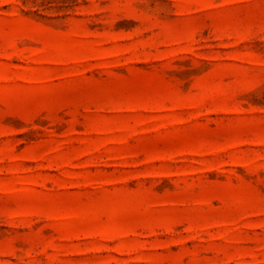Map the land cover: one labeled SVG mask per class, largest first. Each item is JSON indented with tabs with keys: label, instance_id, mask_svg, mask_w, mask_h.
Instances as JSON below:
<instances>
[{
	"label": "rangeland",
	"instance_id": "1",
	"mask_svg": "<svg viewBox=\"0 0 264 264\" xmlns=\"http://www.w3.org/2000/svg\"><path fill=\"white\" fill-rule=\"evenodd\" d=\"M0 264H264V0H0Z\"/></svg>",
	"mask_w": 264,
	"mask_h": 264
}]
</instances>
